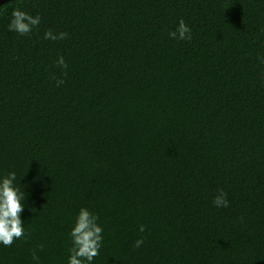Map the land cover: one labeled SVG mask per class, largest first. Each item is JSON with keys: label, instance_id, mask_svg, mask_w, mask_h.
I'll use <instances>...</instances> for the list:
<instances>
[{"label": "trees", "instance_id": "obj_1", "mask_svg": "<svg viewBox=\"0 0 264 264\" xmlns=\"http://www.w3.org/2000/svg\"><path fill=\"white\" fill-rule=\"evenodd\" d=\"M13 10L40 23L9 31ZM9 172L25 234L0 264H67L82 207L93 264H264V0L2 2Z\"/></svg>", "mask_w": 264, "mask_h": 264}, {"label": "clouds", "instance_id": "obj_2", "mask_svg": "<svg viewBox=\"0 0 264 264\" xmlns=\"http://www.w3.org/2000/svg\"><path fill=\"white\" fill-rule=\"evenodd\" d=\"M40 23L39 16H31L20 10H13L12 19L8 24V30L20 35L30 32L33 27ZM190 28L181 19L175 31L169 32L170 39L186 40L191 39ZM46 38L55 39L51 33H46ZM60 34L59 38H63ZM58 63L67 67L61 57ZM63 81L58 82L62 83ZM17 176L15 172L7 175H0V245L11 246L15 239H20L24 234V228L20 214L24 210L25 192L16 186ZM213 205L217 208L227 207L228 200L226 194L220 191L213 198ZM98 217L87 208H80L76 214L73 225L69 230L71 238V248L67 258V264H93L95 257L99 255L103 241L102 227L97 223ZM139 231L143 232L144 227L140 226ZM142 239L135 241L134 247H140ZM33 260L38 264V257L33 254Z\"/></svg>", "mask_w": 264, "mask_h": 264}, {"label": "water", "instance_id": "obj_3", "mask_svg": "<svg viewBox=\"0 0 264 264\" xmlns=\"http://www.w3.org/2000/svg\"><path fill=\"white\" fill-rule=\"evenodd\" d=\"M4 1H7V0H0V4H1L2 2H4Z\"/></svg>", "mask_w": 264, "mask_h": 264}]
</instances>
